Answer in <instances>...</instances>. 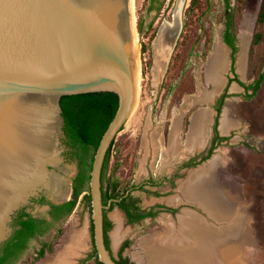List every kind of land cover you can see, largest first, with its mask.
I'll return each mask as SVG.
<instances>
[{"label":"rangeland","instance_id":"1","mask_svg":"<svg viewBox=\"0 0 264 264\" xmlns=\"http://www.w3.org/2000/svg\"><path fill=\"white\" fill-rule=\"evenodd\" d=\"M192 1L183 0L181 34L160 72L156 69L157 38L162 26L173 21L179 0H142L139 6L135 26L140 43L137 104L112 148L107 177L119 182L121 194H130L144 209H155L156 215L130 223L121 209L112 205L106 211L111 223L108 239L115 254L127 242L125 254L137 264H149L146 242L166 233L168 227H180L179 219L187 213L217 230L228 227L236 216L244 217L249 241L241 244L233 264H264V79L256 91L249 93L235 81L237 75L253 88L261 76L264 78V22L259 21L263 0H228L230 6L227 0H198L196 8ZM229 28L237 36L235 54L224 40ZM218 45L225 51L227 64L222 85L211 95L207 68ZM233 61L236 73L231 70ZM224 89L228 93L222 99ZM203 91L210 93L205 100ZM203 111L209 112L206 148L195 147L188 139L191 120ZM225 117L230 123L227 128ZM177 120L180 129L174 135ZM217 132L220 139L213 142ZM170 151L172 158L167 162ZM196 158L198 161L185 167ZM205 167L213 168L222 190L236 199L237 211L230 217L212 218L196 201L183 196L184 185ZM84 194L73 213L44 238L33 240L16 264H52L60 252L72 247L70 237L81 233L85 244L79 249V257L71 261L96 264L91 257L95 250L92 211L83 201ZM167 207L176 209L172 212ZM117 215L124 217L122 228ZM45 242L50 247L38 257L36 252Z\"/></svg>","mask_w":264,"mask_h":264},{"label":"water","instance_id":"2","mask_svg":"<svg viewBox=\"0 0 264 264\" xmlns=\"http://www.w3.org/2000/svg\"><path fill=\"white\" fill-rule=\"evenodd\" d=\"M141 1L0 0V247L19 212L52 220L51 205L72 199L79 163L65 141L62 97L111 92L119 107L95 153L89 188L98 260L118 264L106 244L105 211L120 199L104 204L102 173L137 104L133 23Z\"/></svg>","mask_w":264,"mask_h":264},{"label":"trees","instance_id":"3","mask_svg":"<svg viewBox=\"0 0 264 264\" xmlns=\"http://www.w3.org/2000/svg\"><path fill=\"white\" fill-rule=\"evenodd\" d=\"M227 5L230 6L228 0ZM193 8L199 7L198 0L192 1ZM259 21L264 22V0ZM224 40L232 48L233 54L237 51V36L227 29L224 34ZM233 56V60H234ZM263 77L253 86L256 91L263 81ZM62 115L65 120L66 143L71 146V155L79 163L77 175L72 181L73 195L72 199L59 205H51L50 212L52 220L34 218L25 211L18 213L14 220L15 231L11 238L0 247V264H16L29 249L31 242L42 236H46L56 227L58 223L70 216L75 210L79 198L84 194L83 201L91 208L90 198V180L95 153L99 147L100 141L114 119L119 107V98L111 92L88 93L79 95L64 96L61 99ZM113 142L104 164L102 173L103 201L105 205L113 199L123 198V194L118 191L119 182L113 178L107 177L108 166L111 156ZM39 203L46 204L45 198H41ZM125 210L131 223L148 217L152 214L139 215L137 207L132 197L123 198L118 203H113ZM111 223L107 218L105 211V237L109 248L108 232ZM61 229L59 230V233ZM93 234V225H92ZM50 247L49 243H44L41 250L38 251V257L44 256L46 249ZM96 257V249L91 257ZM99 264H102L99 262Z\"/></svg>","mask_w":264,"mask_h":264},{"label":"crops","instance_id":"4","mask_svg":"<svg viewBox=\"0 0 264 264\" xmlns=\"http://www.w3.org/2000/svg\"><path fill=\"white\" fill-rule=\"evenodd\" d=\"M191 179L193 182L188 185L185 184L183 188L189 200L198 202L212 216H218L220 219L230 217L233 213H236V199L222 190L216 181L213 170L209 169V167L202 168L192 175ZM243 218L239 217V220L236 216L234 222L228 227L217 230L213 226L207 225L202 219L187 213L179 219L182 221L180 222V227L177 229L168 227L166 233L156 235L146 242L148 262L149 264H205L206 262V264H233L241 244L249 241V238H246L248 237V232L245 229L243 222L245 219ZM190 222L192 223L190 227L195 230V234L191 231L187 232L185 229ZM193 223H195V229L192 228ZM203 233L209 237L206 238L209 253L201 255V258L195 251L200 247ZM193 249H195L194 253L190 254ZM219 250L222 252L220 258L217 256ZM172 254L175 260L170 263V255L172 257ZM190 259L193 260L192 263Z\"/></svg>","mask_w":264,"mask_h":264},{"label":"bare ground","instance_id":"5","mask_svg":"<svg viewBox=\"0 0 264 264\" xmlns=\"http://www.w3.org/2000/svg\"><path fill=\"white\" fill-rule=\"evenodd\" d=\"M182 11H183V0H179L178 5L176 7V10L174 12L173 21L171 23H169V22L165 23L164 26H162V28L160 29V32H159V35H158V38H157V43H156V46H157L156 47V69H157L158 72L161 71L162 66H163V61L165 60V58L167 56L168 57L170 56V53H171L170 45L171 44L172 45L174 44L176 35L181 30V26H182ZM133 24H134V27H135L136 26V17H135V20H134V23ZM174 31H176V35L175 36L173 35V32ZM243 38H245V37H243ZM138 39H139L138 38V34H137V31H136V28H135V54L137 56V61H138V80H139V74H140L139 47H140V43H139V40ZM244 40H246V38ZM243 43L246 46L245 41ZM240 62H241V64L243 63V58H241ZM226 64H227V59H226L225 51L220 47V45H218V46L215 47V52L213 53L210 61L208 62V68H207V78H208V81L210 82L211 87L213 89L211 95H213L215 92H217V90L222 85V81H223V79H222V73L225 70ZM207 94H210V93H208L207 91L201 92V97L203 98V100H205V98L207 97ZM208 113H209L208 111H203L202 113L197 114L195 116V118L193 119V125H192L191 132H190V136H189V143L191 145L195 146V147L197 146L196 144H199V140H202V138L205 136L206 131L208 129V126H207L208 123H209V114ZM180 124L181 123L179 122V120H177L175 122V124L173 126V131H174L173 133H174V135L175 134L177 135V132L180 129ZM223 124H224V128H227L230 125L229 120L227 118H225L224 121H223ZM174 138L175 139H174V142H173V147L175 148L177 146V136H175ZM172 150H173V148H172ZM172 153H173V151L172 152L170 151V154H168V156L166 157L167 162H169L170 159L172 158V156H171ZM115 218L117 219V221L119 223L118 226H120V228H122V225H123V222H124V220H123L124 217L122 218L119 215H117ZM180 222H182V221H180ZM188 224H189V226H187L188 228L187 227L185 228L187 230V232L191 231L193 234H195V230H192L191 227H190L192 225V223L190 222ZM194 224L195 223H193V227L192 228L195 229L196 226ZM121 231H122V229H121ZM121 231L120 232H117L115 234L116 238H119V236L121 235L120 234ZM185 237H187V236L185 235ZM70 238H73V243L74 244L71 245L72 247L69 248L67 251L60 252L58 254L59 255L58 258L57 259L55 258L56 261L53 262L52 264H74V262H72L73 261L72 258H74V256H78L79 257V249L82 246V244L84 243V234L83 233H81V234H75L74 236H71ZM206 238H209L208 235L205 234V233H203L202 238H201V242H200V247L197 248V250L195 251V253H197L200 257H201V255H207L209 253L208 252L207 239ZM75 244L77 246H75ZM224 245H222V246H224ZM63 246H64V244H63ZM229 246H231V245H229ZM67 247H70V246L68 245ZM194 250L195 249L191 250V253L190 254L194 253ZM213 253H214V251H213ZM220 254H222V252L219 250L218 251V254H217V256H219V258L221 257ZM170 258H171L170 263H173V260H175L173 258V254H172V257L170 255ZM190 260H191V263H192L193 260L192 259H190ZM199 262H200V260H199ZM217 262H218V260H217Z\"/></svg>","mask_w":264,"mask_h":264},{"label":"flooded vegetation","instance_id":"6","mask_svg":"<svg viewBox=\"0 0 264 264\" xmlns=\"http://www.w3.org/2000/svg\"><path fill=\"white\" fill-rule=\"evenodd\" d=\"M232 31V30H231ZM236 43H237V41H236ZM229 46V45H228ZM236 46H237V44H236ZM230 47V46H229ZM231 48V47H230ZM231 50H232V48H231ZM231 70H232V72L233 73H236V70H235V68H234V61L232 62V66H231ZM235 81H237L240 85H244V87L246 88V90H247V93H249V91L250 90H252L253 88H250V87H248V86H246L242 81H240L239 79H238V76L237 75H235ZM229 79L230 78H228V84H229ZM228 87V85L226 86V88ZM225 88V89H226ZM225 89H224V91H223V93L221 94V96H220V98L222 97V99H224V98H226V93H228L227 91H225ZM226 118V117H225ZM194 119V118H193ZM191 124L193 125V120H191ZM216 124V123H215ZM192 125H191V127H190V131H189V136H190V132H191V128H192ZM218 131V130H217ZM208 137H209V134H208V129H207V131H206V134H205V136L202 138V140H199V146H203L204 147V145L207 143V140H208ZM188 139H189V137H188ZM213 139V142H218V140L220 139V134H219V132H217L216 134H215V137L214 138H212ZM207 147V146H206ZM206 147H204V148H206ZM196 161H198V158H196V159H193L192 160V162H189V163H185V167H190V164L191 163H194V162H196ZM209 169H211V170H213V168L212 167H209ZM214 171V170H213ZM191 182H193V180L191 179L190 180V182L189 183H187V185L188 184H191ZM185 186V185H184ZM184 188V187H183ZM183 188H182V194H184L183 196H186V198L189 200V198L187 197V195H185V193H184V191H183ZM189 188V187H188ZM128 192V191H127ZM186 192V191H185ZM129 196H131L130 194H128V193H126V194H123V198H128ZM123 198H121V200L123 199ZM120 200V201H121ZM133 200V199H132ZM133 201H135V206L137 207V213L139 214V215H147V214H152V215H150V216H148V217H145V218H143V219H141V220H139L138 222H134V223H140V222H142L143 220H145V219H147V218H151V217H154L155 215H156V212H155V209H144V207L140 204V202H138V201H136V200H133ZM193 201V200H192ZM198 203V202H197ZM198 205H199V207H201V210L202 211H204V213L206 214V213H209V215L212 217V218H215L214 216H212L211 215V213L209 212V211H207V210H205L199 203H198ZM120 208V207H119ZM121 209V211L125 214V216H126V218L128 219V221L130 222V220H129V217H128V214H127V212L125 211V210H123L122 208H120ZM167 210H170V211H175L174 209H176V208H169V207H167L166 208ZM207 215V214H206ZM51 221V220H50ZM131 223V222H130ZM40 238H44V236H42V237H40ZM109 240V239H108ZM127 245V242H124L122 245H121V247L119 248V250H118V253L117 254H115L114 252H113V250L111 249V246H110V242H109V249H110V251H111V254H112V257H113V259L118 263V264H137L134 260H132L128 255H126L125 254V249H126V246ZM41 249H38L37 250V254H38V251H40ZM92 258H95L96 259V257L94 256V257H92ZM96 264H99V260H98V258L96 259Z\"/></svg>","mask_w":264,"mask_h":264}]
</instances>
